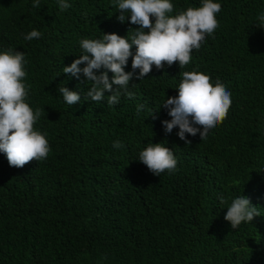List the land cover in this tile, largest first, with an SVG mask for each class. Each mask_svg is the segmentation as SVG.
<instances>
[{"label":"trees","instance_id":"1","mask_svg":"<svg viewBox=\"0 0 264 264\" xmlns=\"http://www.w3.org/2000/svg\"><path fill=\"white\" fill-rule=\"evenodd\" d=\"M33 2L0 0V52L24 53L25 102L41 110L33 127L50 151L22 168L0 153V264H264V0H213L219 26L189 64L153 65L142 80L137 69L128 89L135 97L111 107L110 93L85 100L91 82L63 67L82 54V39H130L139 26L118 20L117 0H66L64 11L58 0ZM170 2L173 16L202 6ZM33 29L41 37L26 40ZM184 71L209 75L213 86L218 79L232 100L205 139L186 134L190 145L162 125L171 117L161 105L178 95ZM61 85L80 102L67 105ZM150 143L173 151L174 172L155 176L138 160ZM241 195L260 215L233 229L224 217Z\"/></svg>","mask_w":264,"mask_h":264},{"label":"clouds","instance_id":"2","mask_svg":"<svg viewBox=\"0 0 264 264\" xmlns=\"http://www.w3.org/2000/svg\"><path fill=\"white\" fill-rule=\"evenodd\" d=\"M58 2L61 11L70 7L66 0ZM117 6L120 22L130 16V22L139 26L131 38L103 33L102 39H82L79 42L82 54L62 70L77 79L82 74L87 82H91L85 100L101 103L105 94L110 93L106 99L109 107L118 105L122 95L129 99L135 97L128 89L137 69L139 74L135 78L142 80L151 73L153 65L157 69H162L165 64L172 66L177 61L180 68L188 65L193 50H199L206 35H212L218 28L216 14L221 11V5L213 0H202V6L188 7L174 16L170 15L174 9L170 0H117ZM33 7L39 8L40 0H34ZM257 19L258 26L264 27V14ZM41 35L33 29L25 39L32 40ZM130 57L132 71H125ZM25 64L22 51L9 48L0 52V153L6 155L9 166L17 168L33 160H46L50 151L46 137L33 127L41 110L37 108L34 112L25 102L28 96L23 82L27 75ZM109 72L112 73L111 80ZM181 75L178 95L167 97L161 105L171 117L162 121V125L166 134L178 128L179 139L190 145L191 140L186 134L193 137L199 134L201 141L205 139L211 129L227 118L232 100L231 93L218 79L213 86L210 76L202 72L184 71ZM58 92L69 106L81 100L78 92L63 85L58 87ZM142 109L143 105H138L137 113ZM123 146L119 140L113 142L116 149ZM138 160L155 176L165 170L174 172L177 166L173 151L161 143H150L140 152ZM220 199L223 203L224 198ZM258 215L259 209L241 195L232 200L224 218L236 229L242 222H252Z\"/></svg>","mask_w":264,"mask_h":264}]
</instances>
